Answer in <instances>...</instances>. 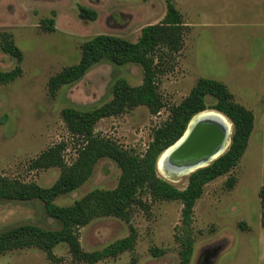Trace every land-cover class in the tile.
Here are the masks:
<instances>
[{"label":"rangeland","instance_id":"rangeland-1","mask_svg":"<svg viewBox=\"0 0 264 264\" xmlns=\"http://www.w3.org/2000/svg\"><path fill=\"white\" fill-rule=\"evenodd\" d=\"M182 15L187 31L184 47L165 55L158 76L165 108L152 115L146 106L101 120L95 129L100 137L123 149L144 154L154 131L170 116L197 81L212 79L226 85L236 103L254 114L255 124L248 148L228 174L208 183L193 210L190 226L182 223L179 201L153 202L135 208L129 222L113 217L93 220L79 231L85 252L103 250L109 244L136 236L132 251L96 264H181V252L192 242L189 264H264V227L259 191L264 184V0H170ZM168 0H0V32H9L24 55L23 74L13 83L0 85V176L51 187L59 168L33 170L31 162L46 149L65 142V161L76 158V140L67 132L61 112L65 108L91 110L112 99L118 79L131 86L143 84L140 65L117 66L101 62L78 82L48 93L50 77L80 61L82 45L99 35L132 43L142 29L165 18ZM83 6L97 13L95 20L79 17ZM56 13L55 31L41 23ZM16 60L0 50V70L11 71ZM214 104L208 100V106ZM158 167V166H157ZM158 175L179 190L190 175ZM121 169L110 159L100 160L91 178L77 190L62 195L55 204L68 207L95 190H114ZM167 177V178H166ZM236 182L233 188L228 180ZM23 224L58 230L39 200L0 202V233ZM153 249L163 251L154 256ZM59 260L52 263L36 248L8 252L0 264H85L75 261L68 246L54 248Z\"/></svg>","mask_w":264,"mask_h":264},{"label":"trees","instance_id":"trees-1","mask_svg":"<svg viewBox=\"0 0 264 264\" xmlns=\"http://www.w3.org/2000/svg\"><path fill=\"white\" fill-rule=\"evenodd\" d=\"M148 1V0H146ZM56 13L41 23L44 31H55ZM79 17L83 20H95L97 13L83 6L79 7ZM187 31L182 15L176 6L168 0L167 12L162 22L148 25L142 29L137 42L99 35L86 41L81 47L80 61L62 69L50 77L48 93L54 97L64 86L80 81L86 73L101 62L117 66L137 64L143 68V84L131 86L125 79H118L112 87V99L100 107L81 111L65 108L61 116L68 134L76 140V158L68 164L64 154L67 144H56L30 164L33 170L59 168V179L49 188L36 183L0 176V202H26L39 200L43 203L49 217L60 223V229H44L34 224H23L0 233V256L17 250L36 248L46 253L48 260H59L54 248L60 244L68 246L72 258L80 263L96 264L106 258H116L133 250L136 236L117 240L103 250L85 252L80 244L79 231L93 220L103 217L118 218L129 222L135 208H148L145 197L153 202L179 201L182 208V223L190 226L195 203L202 196L204 187L231 172L244 156L254 129V114L243 105L236 103L233 95L222 82L202 78L197 81L189 95L177 106L170 109L169 119L154 131L153 140L144 154L123 149L119 144L96 134L97 124L107 118L117 117L139 106H146L152 115H158L165 104L159 93L158 76L164 56L175 55L184 47ZM0 50L13 57L17 66L11 71L0 70V85H8L22 76L20 66L24 55L15 44L9 32H0ZM208 100L214 104L208 106ZM211 110L228 119L232 126V135L228 150L209 166L190 174L188 185L179 190L162 179L157 172L160 156L174 145L186 132L192 118L199 113ZM110 159L121 169L118 186L114 190H95L68 207L55 204V200L71 193L85 184L93 175L97 163ZM235 180L227 182L233 188ZM261 209L264 210V184L259 191ZM264 227V216L262 218ZM192 242L189 240L181 252V264H189ZM154 256H162L163 251L153 249Z\"/></svg>","mask_w":264,"mask_h":264},{"label":"bare ground","instance_id":"bare-ground-1","mask_svg":"<svg viewBox=\"0 0 264 264\" xmlns=\"http://www.w3.org/2000/svg\"><path fill=\"white\" fill-rule=\"evenodd\" d=\"M217 125H222L226 129L222 140L216 139ZM212 129L213 139H210L201 151L190 155L189 152L195 147V141L197 142L204 132ZM231 135L232 126L223 115L211 110L199 113L192 118L182 138L159 159L158 169L167 176L190 175L209 166L225 154L230 145Z\"/></svg>","mask_w":264,"mask_h":264},{"label":"water","instance_id":"water-1","mask_svg":"<svg viewBox=\"0 0 264 264\" xmlns=\"http://www.w3.org/2000/svg\"><path fill=\"white\" fill-rule=\"evenodd\" d=\"M216 132H217V134H216V139H220V140H222L223 138H224V135H225V133H226V129L224 128V126H222V125H217V128H216ZM213 137H214V130L212 129V130H210V131H207L206 133L204 132L203 133V136H201V138L196 142L195 141V147H193V149L189 152V154L190 155H193V154H196V153H198L199 151H201L202 150V148L206 145V143L210 140V139H213ZM182 138V137H181ZM180 138V139H181ZM179 139V140H180ZM178 140V141H179ZM177 141V142H178ZM176 142V143H177ZM175 143V144H176ZM174 144V145H175ZM174 145H172L171 147H173ZM171 147H169L167 150H165V152L166 151H168ZM164 152V153H165ZM164 153L160 156V158L164 155ZM159 158V159H160ZM158 162H159V160H158ZM173 164V163H172ZM157 166H158V163H157Z\"/></svg>","mask_w":264,"mask_h":264},{"label":"flooded vegetation","instance_id":"flooded-vegetation-1","mask_svg":"<svg viewBox=\"0 0 264 264\" xmlns=\"http://www.w3.org/2000/svg\"><path fill=\"white\" fill-rule=\"evenodd\" d=\"M183 176H186V175H183ZM182 177V176H181Z\"/></svg>","mask_w":264,"mask_h":264}]
</instances>
